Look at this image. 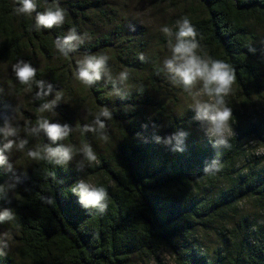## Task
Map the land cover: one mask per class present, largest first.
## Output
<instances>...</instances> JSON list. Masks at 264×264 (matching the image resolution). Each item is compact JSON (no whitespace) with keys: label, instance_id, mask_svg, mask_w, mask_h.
Instances as JSON below:
<instances>
[{"label":"trees","instance_id":"obj_1","mask_svg":"<svg viewBox=\"0 0 264 264\" xmlns=\"http://www.w3.org/2000/svg\"><path fill=\"white\" fill-rule=\"evenodd\" d=\"M144 1L174 12L165 24L173 35L162 31L157 35L161 51L169 40L175 43L176 21L187 17L198 33L197 53L224 61L234 70L232 89L238 90L242 105L255 95L264 98V44L260 40L264 0ZM54 2L36 0L37 11ZM58 3L65 10L64 23L36 31L35 13L18 15L15 0H0V65L12 70L18 60L30 62L37 70L35 80L46 82L45 90L48 83L53 90H72L79 81L74 76L77 61L85 55H107L112 77L126 70L128 76L137 77V87L147 71L153 77L161 74V56L157 49H147L146 31L123 32L124 23L111 0ZM71 28H76L83 43L65 57L55 41ZM11 73L16 86L30 90L37 104L48 102L49 96L36 98L35 80L29 87ZM105 82L107 77L92 86L81 85L94 116L104 108L112 113L111 119L102 117L106 138H96L94 162L79 166L34 160L21 176V187L11 203L7 193L13 176L6 164L0 165V186L5 188L0 192V211L13 210L11 223L17 232L15 248L11 252L0 249V264H149L160 260L163 251H169L176 264H264V118L237 124L234 114L229 123L237 133L228 137L227 146L202 135L184 142L183 152L174 151L175 141L168 144L166 140L180 132L179 127L173 134L158 136L159 140L153 134L144 137L141 130L150 123L126 114L133 99L115 95L112 84ZM110 93L116 98L112 104ZM109 124L117 125L123 137L114 150ZM254 136L263 147L260 155L242 147ZM80 138L81 144L74 145L76 152L88 144L83 133ZM242 158L244 165H240ZM79 179L106 189L104 213L79 203L71 191ZM49 199L55 202L48 203ZM249 200L253 211H243V203ZM211 225L217 238L209 249L200 232Z\"/></svg>","mask_w":264,"mask_h":264},{"label":"rangeland","instance_id":"obj_2","mask_svg":"<svg viewBox=\"0 0 264 264\" xmlns=\"http://www.w3.org/2000/svg\"><path fill=\"white\" fill-rule=\"evenodd\" d=\"M111 2L119 11V21L124 23L123 32L132 33L133 29L140 33L146 31L144 41L148 43L147 49L152 51L157 49L163 65V61L171 56V51L169 46L162 51L159 49L158 40L161 35L159 31L165 26L167 19L171 18L170 13L174 12L167 11L165 6L159 7L144 0H111ZM159 33L158 38L157 35ZM260 35V40L264 44V33L261 32ZM152 37H154L153 40L151 39ZM6 67L7 65H0V129H3L6 123L11 124L17 129V137L14 139H25L28 141L22 151L13 148L10 153H5L9 157L8 163L12 165V169L8 170V165L6 164L8 172L13 176L11 184H16V188H10L7 193L9 194L8 202L11 203L15 201V196L18 194L17 190L21 187V176L24 175L26 169L34 161L28 156V151L35 149L37 146L42 148L43 140L47 144L52 143L42 131L38 136L29 135V131L35 126L38 119L46 118L54 123H67L72 128L70 134L61 143L72 147L73 160L70 162H76L79 166L87 163L83 153L74 150V145H80L82 142L81 133L85 135L86 142L91 147H95L94 143L97 142L98 139L96 138L98 136L92 132H84L82 130L85 124H91L95 118L91 110L92 104L89 99H86L87 92L81 86L83 85L82 82L75 81L70 91L53 90L49 95L48 101L55 99L57 91L60 92L62 99L57 101L50 111L41 112V106L36 103L32 92L26 87L19 89L16 83L13 82L12 70L9 68L7 70ZM152 73L147 71L143 75L139 87L134 81L137 80L136 76H128L122 86L118 85L124 87L125 91H130L131 95L129 97L133 99L131 107L126 109V114L133 113L136 121L145 124L144 121L146 120L150 123V127L141 130V134L144 137L153 134L157 138L158 136L173 134V129L176 131L179 127L180 132L187 133L184 137L185 143L202 135L215 140L207 134L206 126L203 122L194 119L196 115L192 109L194 101L189 92L185 91L183 86L173 84L164 68L161 74H157L156 77H153ZM117 75L118 73L113 78ZM128 75L130 74L128 73ZM107 83L108 81L105 82V84ZM199 87H201L200 83L196 85L193 91H196ZM140 88L143 91H139ZM140 92L144 93L139 94ZM110 94L112 96L109 97V103L116 100L115 95ZM239 95L238 90L233 88L230 94L224 97L226 105L232 109V121L235 117L237 124L240 122L248 125L250 122L264 118V98L255 95L250 102L242 105ZM201 99L214 102V98L207 96H202ZM118 129L117 125L109 124V135L111 138L109 141L111 140L112 142V150L116 148L119 140L123 138ZM233 132L234 134L237 133L234 130ZM234 134L229 132L228 137ZM255 136L250 138L249 141H244L242 147L248 153L253 150L260 155L263 152V147L257 143L258 138ZM5 142L4 134L0 131L1 147H3ZM53 146L55 147L54 144ZM244 161L242 158L240 165H244ZM250 165L254 164L249 163ZM250 201L252 200L246 201L245 204L243 203L241 207L243 211H253ZM200 233L204 237L202 242L209 245V249L214 247L217 238L215 228L212 225L206 226L203 227ZM16 237L17 232L12 227L11 221L0 223V249L11 252L16 246ZM5 244H7V247ZM159 259L152 260L149 264H176L174 256L169 251H163Z\"/></svg>","mask_w":264,"mask_h":264},{"label":"clouds","instance_id":"obj_3","mask_svg":"<svg viewBox=\"0 0 264 264\" xmlns=\"http://www.w3.org/2000/svg\"><path fill=\"white\" fill-rule=\"evenodd\" d=\"M17 7L16 14H24L31 16L35 13V30L52 29L53 27L61 26L65 20V10L60 7L58 0H55L52 6L45 8L44 11H37L36 0H15ZM177 31L175 32V43L169 40L171 56L163 61V68L167 72L169 79L173 84L183 86L184 90L189 92L193 98L192 109L195 111V120L203 122L206 126L207 134L216 140L217 144L227 146L228 134L233 132L232 126L229 123L232 118V109L225 103L224 97L230 94L232 84L235 82L234 70L224 61L204 58L197 53L199 44L197 41V31L191 21L185 17L176 21ZM162 33L171 37L172 29L168 26L161 28ZM83 43L76 28H71L66 35L58 37L55 41L56 49L65 57L69 53L77 50L80 44ZM109 57L107 55H85L77 61V70L74 76L77 80L85 85L92 86L96 82L107 77V81L113 86V93L121 98H127L129 94L122 90L117 85H123L128 79V72L121 71L115 78L112 77L108 69ZM143 60V55L140 56ZM12 71L16 79L23 85L31 87L35 80L37 70L32 64L23 59L18 60L12 65ZM39 91L36 93L37 99H44L53 92V85L47 84L45 90V81L35 80ZM200 83L201 87L196 91L193 89ZM202 96L214 98V102L201 99ZM62 96L60 92H56L55 99L43 103L40 107L41 112L50 111L57 101H60ZM102 117L111 119L112 113L107 109H102L95 115L91 124H85L84 132H92L99 138L105 139V122ZM5 143L0 147V165H8V170L12 169V165L8 163L9 157L5 153H10L13 148L22 151L28 143L25 139H14L17 137V129L11 124L5 125L3 129ZM43 132L49 141L52 143L45 144L42 148L37 146L35 149L28 151V156L34 160L45 159L56 165H67L73 160V149L71 146L57 142L64 140L72 131V128L67 124L59 122H50L46 118L37 120L34 127L29 131V135L38 136ZM139 135V134H138ZM185 132H178L169 136L166 143L172 144L175 141L174 151H184L183 143ZM160 138L157 137V140ZM56 144L57 146H53ZM80 153H83L85 159L91 164L97 157L92 147L89 144H83L80 148ZM209 172V169H205ZM18 179V178H17ZM10 188H16V184L9 185ZM5 188L0 186V192H4ZM71 191L78 195L79 203L85 208H96L99 213H104L107 208L108 193L105 188L93 186L84 179H79L73 186ZM44 199V197H42ZM48 203H54V199H49ZM15 214L12 209L4 208L0 211V223L12 221ZM7 247V244H5ZM0 254H3L0 252Z\"/></svg>","mask_w":264,"mask_h":264}]
</instances>
